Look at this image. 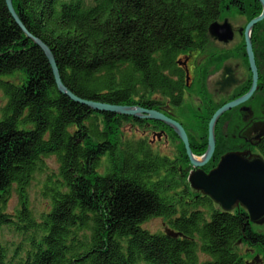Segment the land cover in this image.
I'll return each mask as SVG.
<instances>
[{"label": "trees", "instance_id": "trees-1", "mask_svg": "<svg viewBox=\"0 0 264 264\" xmlns=\"http://www.w3.org/2000/svg\"><path fill=\"white\" fill-rule=\"evenodd\" d=\"M12 1L52 50L68 89L131 105L134 95L165 84L176 52L204 34L229 0ZM0 90V264H247L241 243L264 251V232L243 207L222 210L144 140L121 134L119 119L127 115L59 92L47 56L5 0ZM51 156L58 172L49 171ZM43 173L47 204L37 215L29 189ZM14 188L19 204L9 213ZM157 216L182 236L143 227ZM6 229L19 239H6Z\"/></svg>", "mask_w": 264, "mask_h": 264}, {"label": "flooded vegetation", "instance_id": "flooded-vegetation-1", "mask_svg": "<svg viewBox=\"0 0 264 264\" xmlns=\"http://www.w3.org/2000/svg\"><path fill=\"white\" fill-rule=\"evenodd\" d=\"M263 12L260 0H229L204 34L176 52L171 67L164 70L165 84L134 95L132 106L159 112L184 128L192 154L206 172L230 152L264 158V17L247 29ZM213 23H217L215 34L210 32ZM233 102L214 121V150L205 161L211 120ZM119 121L122 128L124 121L128 124L135 139L145 141L152 155L165 157L166 168L183 176L197 168L172 123L135 115Z\"/></svg>", "mask_w": 264, "mask_h": 264}, {"label": "water", "instance_id": "water-1", "mask_svg": "<svg viewBox=\"0 0 264 264\" xmlns=\"http://www.w3.org/2000/svg\"><path fill=\"white\" fill-rule=\"evenodd\" d=\"M7 8L14 18L18 26L23 30L28 38L32 39L46 54L51 65L55 82L59 92L67 95L75 102L84 104L89 108L101 112H113L119 115H135L139 117H154L164 119L172 123L180 135L182 136L188 155L192 164L197 168L189 171L188 181L190 186L202 195L209 196L224 211H233L236 208L243 207L252 223L264 222V158L257 154H245L240 152H230L222 156L219 164L214 169L206 172L199 166L203 163L198 162L189 146V141L184 128L177 122L165 117L159 112L150 111L140 106H132L128 104H112L108 102L84 99L77 96L68 89L61 78L60 71L50 47L43 40L33 35L21 21L16 12L13 1L5 0ZM264 4V0H260ZM264 17L262 15L251 20L247 26L249 29L257 21ZM217 23L210 26V32L215 34ZM249 52L252 57L250 40L248 38ZM235 102L219 109L210 123V148L205 156L207 161L214 150L213 124L217 116L225 110V108L233 106ZM165 233L172 237L182 236V233L176 232L170 227H166ZM260 258L256 256L253 261H247V264L260 262Z\"/></svg>", "mask_w": 264, "mask_h": 264}, {"label": "rangeland", "instance_id": "rangeland-1", "mask_svg": "<svg viewBox=\"0 0 264 264\" xmlns=\"http://www.w3.org/2000/svg\"><path fill=\"white\" fill-rule=\"evenodd\" d=\"M94 0H88V2L92 3ZM23 31V30H22ZM46 55V54H45ZM49 61V60H48ZM6 102V97L3 93L2 90H0V118L2 116L1 109L5 105ZM123 124L126 126L121 127V134H124L126 137L129 138H134L133 134H130L128 124L124 121ZM46 162L48 163L50 170H54L55 172H58V163L56 161L55 156H51L49 158H46ZM188 176L189 174H185L184 176L179 174L178 179L180 180H185L186 182L189 183L188 181ZM46 173L43 174H36L35 175V180L32 182L31 187L29 189V201H30V207L34 210V212L39 215V213L45 209V206L47 204L46 198L42 194V185L45 180ZM190 185V183H189ZM191 187V186H190ZM193 189V188H192ZM19 204V196L18 193L16 192L15 188L12 191V195L10 198L7 200V210L9 213H13L15 209L18 207ZM219 206V205H218ZM167 221L164 217H152L145 221L143 223V227L145 229L150 230L153 233L157 232H165V229L167 227ZM254 229L257 231L264 232V222L263 223H253ZM6 239L9 240H18L19 238L6 229ZM239 253L242 255L243 259L247 261H253V259L258 256L260 258V262H255L254 264H264V251L258 247V246H251L248 243H241L239 248H238Z\"/></svg>", "mask_w": 264, "mask_h": 264}]
</instances>
